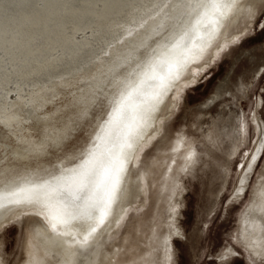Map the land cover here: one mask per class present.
I'll list each match as a JSON object with an SVG mask.
<instances>
[{"label":"rangeland","instance_id":"374dc122","mask_svg":"<svg viewBox=\"0 0 264 264\" xmlns=\"http://www.w3.org/2000/svg\"><path fill=\"white\" fill-rule=\"evenodd\" d=\"M256 1L249 0L245 19L229 26L239 33L251 22L247 34L219 50L213 62L182 88L172 109L162 113L161 132L130 171L112 219L92 240L91 250L97 244L102 249L93 264H264V0ZM166 32L155 35L141 50L133 70ZM229 69L227 95L212 109L199 111L197 107ZM131 72L123 66L118 79L109 78L95 88V99L86 109L83 103L70 106L72 89L79 91L82 82L73 88L70 81L44 91L47 95L40 108L36 102L30 105L37 110L32 136L40 138L49 129L60 135L62 125L70 127V134L61 145L49 141L39 156L14 151L19 145L7 135L2 139L5 130L0 123V186L28 176L53 179L83 161L108 117L111 98ZM30 108L17 101L12 110L25 116ZM47 114L52 115L44 118ZM175 139H182V148L174 145ZM261 139L263 145L255 157ZM231 150L235 151L232 156ZM119 208L124 215L115 228L112 222ZM40 217L27 212L0 225V264H30L35 252H44L45 244L33 232L45 224ZM160 235L163 247L156 243ZM50 236L44 264H60L56 256L64 245Z\"/></svg>","mask_w":264,"mask_h":264},{"label":"bare ground","instance_id":"6f19581e","mask_svg":"<svg viewBox=\"0 0 264 264\" xmlns=\"http://www.w3.org/2000/svg\"><path fill=\"white\" fill-rule=\"evenodd\" d=\"M248 2L0 0V123L5 130L2 139L7 135L19 145L14 151H25L29 153L27 157H36L43 153L49 141L54 139L61 145L70 134L67 132L70 127L62 125L60 135L52 134L49 129L40 138L32 136L31 122L37 110L30 105L35 106L36 102L40 108L47 95L44 91L50 92L70 81L73 88L82 82L79 91L72 89L70 106L83 103L86 109L95 99V88L109 78L118 79L117 72L123 66L126 71H133L111 98L108 117L101 123L94 145L85 156V159L91 157L88 167L94 161L103 162V166L97 169L96 180L88 186L85 199L76 202L79 207L66 208L60 194H81L77 191L79 177L75 173L82 170V161L55 179L28 176L0 186V225L27 212L45 221L33 231L45 244V250L42 254L35 252L30 264H44L52 234L64 245L57 258L56 254L52 255L60 264H74L75 255V264H93L101 256L98 244L91 250L92 240L112 219L130 171L145 147L161 132L162 113L172 109V101L182 88L194 81V74L203 72L208 62H213L219 50L247 34L251 22L238 34L230 31L229 26L233 21L245 19ZM253 13L256 14L255 9ZM251 16L252 19L254 15ZM165 29L167 32L156 39L155 49L133 70L141 50L147 49L154 36ZM108 56L112 58L109 60ZM77 71H80L77 77L73 76ZM230 72L231 69L217 81L212 93L197 107L199 111L212 109L227 95ZM17 101L30 108L31 113L24 116L12 110ZM45 127L48 129L49 125ZM224 130L225 127L219 129ZM182 139H175L174 145L180 144L182 148ZM262 145L263 139L259 141L255 157ZM234 153L231 150L230 155ZM29 198L34 202L29 203ZM11 200L21 202L9 203ZM118 211L112 222L115 228L124 215L122 208ZM163 241V235L157 236L158 247H163ZM86 250L91 251L85 256Z\"/></svg>","mask_w":264,"mask_h":264},{"label":"snow or ice","instance_id":"6c2138e0","mask_svg":"<svg viewBox=\"0 0 264 264\" xmlns=\"http://www.w3.org/2000/svg\"><path fill=\"white\" fill-rule=\"evenodd\" d=\"M131 145L129 144V147ZM90 158H86L84 161H82L81 168L82 170L79 173H75L79 177V187L77 191L81 193L80 195L73 196L70 192H63L60 194V199L64 203L65 207L68 209H71L73 207H79V205L76 203L77 201H83L87 194V188L90 184L94 183L97 177V169L99 167L103 166V162L100 161H94L92 163L91 167H88ZM116 181L118 182V175L116 177ZM115 190V183L113 184V191ZM20 191H25L24 189H21ZM11 195H16L15 193H12ZM20 200H11L9 203H20ZM29 203L34 202L31 198L28 199ZM74 219L76 217H73ZM55 227V225H54ZM92 231H95L93 228Z\"/></svg>","mask_w":264,"mask_h":264}]
</instances>
